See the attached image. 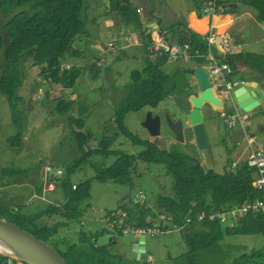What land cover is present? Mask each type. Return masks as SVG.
Returning <instances> with one entry per match:
<instances>
[{"label": "trees", "instance_id": "trees-1", "mask_svg": "<svg viewBox=\"0 0 264 264\" xmlns=\"http://www.w3.org/2000/svg\"><path fill=\"white\" fill-rule=\"evenodd\" d=\"M234 1L238 0H219L226 8L228 3ZM240 1L252 7L256 12V19L264 22V0ZM200 5L199 17L202 16ZM88 9L89 0H0V18L8 16L2 23V31L0 30V94L10 106L13 123L19 133L11 138L12 144L19 142L13 148H19L24 140L22 134L25 128L21 123H25L26 98L21 95L20 90L28 77V68L36 67L40 69V75L52 84V88H62L61 95L48 91L47 97L56 103L55 114L67 120L77 147L83 153L61 177L60 186L63 187L67 199L64 204H48L46 210L30 215L23 214L21 206L15 210L0 203V217L51 244L69 264H128L123 256L113 254L109 245L98 244L102 236L116 234L113 230L105 228L91 234L81 228L76 239L68 237L63 231H69L70 222L81 219L77 210L84 200L91 197L94 181H114L130 185L133 184L135 165L139 160L162 163L166 164L168 172L175 180L172 191L161 193L154 205L148 198L137 203L131 199L133 204L126 203L122 208L128 215V222L137 227H155L157 223L161 225V216L166 215L171 221H165L164 225L166 224V228H173L174 225L182 227L188 219H192V223L181 230L185 232V242L189 247L185 254L177 258L181 264H264V246L260 249H245L229 263L217 261L214 256L215 248L227 236L264 234L262 213L249 214L233 226H226L220 220H208L212 213L233 210L250 200L264 197V193L253 184L254 168H250L246 161L234 166V150H230L222 171H217L216 168L208 170L201 157H193L178 147L172 151H162L153 141L139 139L125 126L128 114L157 109L169 98L178 96L187 99L195 92L190 80L194 69L183 66L168 73L164 67L175 61V58L165 52L152 53L155 37L143 26L141 11L131 0H119V7L114 13L120 18L119 22L122 19L126 24L133 23L138 31H143L146 65L131 72V83L127 86L128 95L116 109L115 126L106 129L99 148H93L90 145L91 135L85 132L84 120L79 117L77 119V116H68L74 111L75 100L68 99V94L63 91L73 90L82 75V69L71 62L82 56L74 44L76 40L89 34ZM150 16L149 21L156 19V16ZM183 25L184 22L181 21L168 28L163 26V29L171 32L170 36L166 35L165 42L172 46L192 41L189 59L203 65L209 60L210 45L205 36L190 28L183 29ZM14 44H17L16 48H13ZM214 60L220 62L219 65L226 64L233 69L234 73L227 77L228 81L238 75L242 66L264 76V54L241 52L227 54L223 60ZM48 99L46 102H51ZM79 111L81 117L88 112L83 106ZM262 115L264 116V110ZM75 126H78L79 132L73 128ZM120 137L130 140L142 152L131 155L114 149ZM96 154H114L117 160L110 166L96 167L95 177L73 187L70 174ZM18 169L0 166V171L5 175L20 174ZM202 214L206 217L200 220L199 216ZM58 215L61 220L52 225L43 220L45 216L52 219ZM9 261L17 262L0 256V264H9ZM132 264L152 263L135 261Z\"/></svg>", "mask_w": 264, "mask_h": 264}, {"label": "rangeland", "instance_id": "rangeland-1", "mask_svg": "<svg viewBox=\"0 0 264 264\" xmlns=\"http://www.w3.org/2000/svg\"><path fill=\"white\" fill-rule=\"evenodd\" d=\"M134 1V5H136L137 2L152 5L167 21H170V23L175 22L177 19L187 18L189 12L193 8L197 9V6L204 2L203 0ZM144 11L146 10L144 9ZM114 12L116 13V11ZM114 12L110 10V0H89L88 16L89 19H91L89 21V25H91V28L95 30V26L99 24L100 32L98 35L100 37H104V43L107 45L106 49H100L102 54L101 57H106L104 58L106 63L102 66H98L101 73L85 72L82 79L78 80L80 83L77 85V88L81 89L82 95L81 100L78 101V107L79 109H82L83 106L88 110V113L84 114L83 117H81V112H79L78 117L79 119L84 120L83 124H86L85 132L91 134L90 145L93 148H99L102 138L106 135V129L115 126L114 117L116 115V109L122 105L128 95L127 86L131 83V72L135 69L141 68L142 65L141 53H139L141 52V49L134 45L132 34L130 36L132 39V45L130 47L128 46V48L119 49L115 43L116 22L115 24H112L111 28L106 32V23H114L115 18L118 21V24L122 22L124 23L122 19L119 22L120 18H117ZM228 12H230L229 9L226 10V13ZM146 15L147 13H145V16ZM7 18L8 16L0 18L1 31L2 23H4ZM143 23V26L145 25V28L147 29L150 21L145 17ZM120 25L122 26V24ZM123 31L125 32V29H123ZM128 33L129 32L127 31L126 36H128ZM95 34L96 33L93 32L91 35L93 38L95 37V39H97ZM135 36L136 35H134V37ZM112 43L115 45L114 47H111ZM232 43L236 45L240 44V42ZM16 47L17 44H14L13 48ZM245 52H251V50ZM142 53L145 57L146 54L144 49L142 50ZM86 59L88 60V56H84L80 61L85 62ZM183 60L184 59L180 57L176 58L175 61H172L164 68L168 73H171L173 72L171 71L172 68L175 70L179 67L188 65V63H185ZM193 64L202 65L197 61H190L188 67L193 69L191 67ZM216 64L219 65L220 62H213L207 59V61L203 63L205 66H213ZM29 71H31L32 76L35 77L38 82L42 83L41 89L42 91H45V89L48 88V84L45 83L43 80L44 78L41 77L40 69L32 67L28 68V73ZM192 76L193 75L190 76L191 81ZM232 80L235 82H241L242 78L237 75ZM31 83V79L25 80L26 85H24V87L20 90L22 94H26V92L33 94L35 86L31 85ZM93 86H99V88L92 92ZM196 91L197 89H195V92ZM40 93L43 92L36 90V94L41 95ZM179 99L186 104V98L183 97ZM232 102L235 103L236 99L235 102L234 100H232ZM232 102L228 103V108L233 105ZM35 104L36 107L32 110L35 113L33 119H30L27 115L25 116V123H21V125L25 128L24 134H22L24 140L21 141L19 148H13L17 147L16 144L19 142L15 141L12 144L11 138L16 137L19 133L17 131V126L13 123L10 106L6 98L0 94V166L19 168L18 170L20 173L5 175L0 171V203L11 208L21 206V212L23 214L30 215L46 210L48 204H50L47 203L46 200L40 199L34 195V193L38 191L42 185L43 166L47 163H56L58 166L67 169L72 163L83 156V153L80 152L77 144L74 142L75 139L67 122L65 121L64 125H61L58 117L59 115L57 116V114H52L53 107L51 105L46 109H42L39 107V101L35 102ZM233 109H235L234 106ZM152 110L156 111L154 112L155 115L165 117L166 113H169L173 116V119L182 120L184 123L186 122V117L180 110L175 98H169L165 102H162L160 107L157 109H145L141 112L128 114L125 120V126L127 129L143 141H153L162 151H172L175 147H178L193 157H201V153L198 151L196 145L194 144V140L192 139V134L189 132L187 135L185 134L186 143L184 145L176 142L175 135L169 129L165 130L163 137L155 139L154 141L150 133L143 126L148 113ZM263 110V108L258 107L255 113H253L254 117L251 121L250 131L251 134L255 135L261 145V148L264 150ZM28 111L29 110L26 112L28 113ZM242 112L244 113L243 110ZM204 114L206 119L205 127L211 143V150L216 159L215 168L217 171H221L224 166L223 161L225 154V151H223L225 146L221 144V139L226 137L224 123L220 119L219 114L209 108L204 109ZM73 128L77 132L80 131L78 126ZM165 128L166 124L164 129ZM170 141H175V143H171ZM114 149H119V151L131 155L142 152V149L134 147L131 144V141L125 137H120L118 139L117 145ZM31 151L34 153L30 158L23 155L25 152L28 153ZM25 158L28 159L23 162ZM29 159L34 160L36 165L39 164L37 169L34 168L35 165L33 166L27 162ZM116 160L117 156L114 154L110 156L96 154L86 163H82V165L77 167L75 171L70 174V180L79 183L85 182L97 175L96 167L110 166ZM135 167L136 172L133 174V184L124 185L114 181H94L92 195L89 199L84 201L83 205H88V210H91L92 206H95V210L101 215L103 214L102 210H104V213L109 214L106 217V220L108 221L107 223L91 222L89 219H77V221L69 223V231L64 230L63 232L67 233L68 237L76 239L81 228L84 229L85 232L91 234L97 233V229L101 230L107 228L110 230V226L114 224V222L109 223V221L113 218L114 213L118 210L124 212V210H122L123 206L128 203L134 193L136 194L139 190H144L149 201L156 204L157 198L161 193L172 191L175 180L168 172L166 164L139 160ZM66 169L63 170L65 174ZM53 173L54 175H57L54 171L47 174L48 177H51ZM46 182L48 183V188L45 189H50L51 182ZM50 196L51 199H55V194ZM43 220L50 222L52 225L55 222L60 221L61 217L58 215L51 219L50 217L45 216L43 217ZM111 234L102 236L99 239L100 245H109L112 237ZM112 235L117 236V244L115 248L110 249L113 254L123 256L124 261L128 264H132L135 261H148L145 256H143V258H138V255L133 252V244L134 241L137 240L135 234H124L122 229H118L116 234ZM263 246L264 234H233L227 236L226 239L215 248L214 256H216L217 261L221 260L225 261V263H229L241 254L243 250L260 249ZM148 248L152 252V255H154V262L152 264H181L177 261V258L189 250V247L185 242V232L180 230L166 232L158 237L148 235ZM9 264L24 263L18 261L13 263L9 261Z\"/></svg>", "mask_w": 264, "mask_h": 264}, {"label": "crops", "instance_id": "crops-1", "mask_svg": "<svg viewBox=\"0 0 264 264\" xmlns=\"http://www.w3.org/2000/svg\"><path fill=\"white\" fill-rule=\"evenodd\" d=\"M131 1L133 3H135L134 0H131ZM203 1H204L203 4L200 5L201 11H202V7L206 3V0H203ZM136 5L138 6L139 11L142 10L141 15L143 16V18H145V17L150 18L151 17L150 15L156 16V19L151 20L150 24L147 28L148 32L152 33V35L155 37L156 43L162 42V41L165 42L166 35H168V36L171 35V32L167 31L166 29H163V26H164V28H168V26L178 24L179 22L182 21V22H184V25L182 26L183 29L190 28L194 32H196L200 35H205L208 31L209 24L213 23L216 25V30L214 32L217 34L218 37L227 36V34H230V36H229L230 39H233V41L236 43L240 42V44H237L239 50L235 53H241V52L251 50V52L264 54V22L258 21L256 19L255 10L252 7L244 4L240 0H238L237 2L234 1V2L228 3L227 5H228L230 12L226 13V10H225V12L219 14L214 19H211V17H209L208 15H203V16L199 17L198 6H197V9L193 8L189 12V15L187 16V18L177 19L175 22H171V23H170V21H167L156 10V8L153 7L152 5L145 4L142 2H137ZM144 9L146 11H144ZM145 13H147L146 16H145ZM232 15L236 16L235 21H233ZM159 20H160V22H159ZM115 22H116V24H115ZM112 24L116 25L115 35L117 33L122 32L124 34V37L129 39V41H130L129 45H128L129 47L132 45V39L130 37L132 34V37L134 39V45L138 46L139 49H141V52H139V53H141V58H142L141 68L144 67L146 65V61H145L146 56L144 57V55L142 53V50L144 49V41L142 39L143 31H138L136 28V25L133 23L125 24L122 22V23H120V24H122V26H121L120 24H118V21L115 18L114 23H112V22L110 24L106 23V26H107L106 32L111 28ZM123 29H125V32L123 31ZM88 31H89V34H87L86 36H84L83 38H81L79 40H76V42L74 44L75 49L79 50L82 53L81 57L73 59V61L71 62V64L82 69V75H81L80 79H78V80L82 79V76L84 75L85 72L86 73L98 72L100 74L101 71H100L98 66H102L103 64L106 63V61L104 59L106 57H104V58L101 57L102 54L100 52V49H103V50L106 49L107 45L104 43V37H100L98 35L100 32L99 24H97L95 26V30L92 29L91 25L88 24ZM127 31L130 33V34L128 33V36H126ZM93 32L96 33L95 35L97 36V39H95V37L93 38V36L91 35V34H93ZM134 35H136V36L134 37ZM116 44H117V42H116ZM241 45H242V47H241ZM128 46L122 47V49L128 48ZM141 46H142V48H141ZM144 52H145V50H144ZM145 54H146V52H145ZM84 56H88V60L86 59L85 62L80 61V60H82V58ZM175 60H176V58H175ZM190 61L191 60L188 58L187 60H185V63H188V65H189ZM100 63H101V65H100ZM188 65L186 67H188ZM169 66H171V65H169ZM197 66H205V65H194L193 64L191 67L193 69H195ZM171 71H174V69L172 68ZM238 75H239V77L242 78V81H241L242 84L243 83L244 84H246V83L250 84L249 90L251 92H255L258 90V91L264 93V78H263L261 73L256 72V71H254L248 67L242 66L238 71ZM26 79H31L32 80L31 85L35 86V88H34L33 94H29L28 92H26V94L21 93V95L26 98V102L24 105V117L28 115L30 117V119H33L35 113L32 110L36 107L35 102H37V101H39V107L42 109H46L48 106L51 105L53 107L52 114H55L56 103H53L51 101V99H48L47 92L52 91V93H58V95H61L62 88H60L59 86H57V87L55 86L52 88V84L50 82H48L47 80L43 79L45 81V83L48 84V88L45 89V91H42V89H41L42 83L38 82L36 80V78L32 76L31 71H29L28 77ZM78 80H77V83H76L73 90L63 91L64 94L65 93L68 94V99L75 100L74 112L70 113L68 116L73 115V116L78 117V113L81 112V111H79L78 101L81 100L82 95H81V89L77 88L78 83H80V81H78ZM24 85H26V84H24ZM192 85L194 86L193 88L195 91V89H197V88H196V84H195L193 76H192ZM241 86L242 85H240L239 87H241ZM76 88H77V90H76ZM97 88H99V86H93L92 92L96 91ZM36 90L37 91L40 90L43 93H40L41 95L36 94ZM196 92H194V93H196ZM45 99H46V101L48 99V101H51V102H46ZM259 107L264 109V101H262L260 103ZM27 110H29L28 113L26 112ZM152 111H154V110H152ZM255 111H253V113H255ZM154 112H156V111H154ZM58 117L60 119L61 125H64L65 121L67 122V120L64 119V117H60V116H58ZM114 119H115V117H114ZM67 124H68V122H67ZM69 129H70V127H69ZM70 130L72 132V129H70ZM225 135H226V137H223L221 139V144L225 146V148L223 149V151H225L224 161H223L224 165L226 163L228 153L230 150H234V154H233L234 160L239 155L242 156L244 153L243 149L238 148V143L242 139V135H243L242 132H240V131H235L233 133L225 132ZM154 141H155V139H154ZM74 142L77 144L76 140ZM170 142L175 143V141H173V142L170 141ZM33 153L34 152H32V151L28 152V153L25 152V154H23V155L30 158ZM28 158H25L23 160V162H25V160H27ZM214 159H215V156H214ZM27 162H29L33 166L35 165L34 166L35 169H37L39 166V164L36 165V163L32 159H29ZM53 165L55 167L62 168L63 170L66 169L64 167L58 166L56 163ZM44 166H43V168H44ZM223 169H224V166H223ZM43 170H42V177H43L42 185L39 188V190L34 193V195L36 197H39L40 199L46 200L47 203H55L57 205L64 204L67 200L66 195H65L66 193H65L63 187L60 186V180H61V177L63 175L51 176L52 178L50 177V182H51L50 183V189H45V188H48V183L46 182V180H47V179H45L46 174ZM66 171H67V169H66ZM71 183L73 184V187H76V185L79 184V182H73V181H71ZM91 193H92V190H91ZM52 194H55V199H51L50 195H52ZM134 194H133V196L135 197V195L137 193L135 195ZM132 198H130L128 201V204H130V205L133 204L132 200H131ZM86 200H84V201H86ZM84 201L81 203L79 210H77L80 212V217L82 220L89 219L91 222H101V223H107L108 222L106 220V217L109 215L108 213H104V210H102V213H103L102 215L100 213H97V211L95 210V206H92V208H91L92 211L88 210V205L87 206L83 205ZM151 204L154 205L153 203H151ZM155 212L157 213V211H155ZM99 230L100 229H97V231H99ZM101 230H103V229H101ZM90 232H93V231H90ZM111 236L113 237L112 234H111ZM114 236H116V235H114ZM137 238L138 237H136V239ZM98 244H100V241ZM116 244H117V236L115 237V239L113 241V249L115 248ZM146 249H147V255L149 257L148 261L153 263L154 262V255H152V252L148 248V238H147V242H146Z\"/></svg>", "mask_w": 264, "mask_h": 264}, {"label": "water", "instance_id": "water-1", "mask_svg": "<svg viewBox=\"0 0 264 264\" xmlns=\"http://www.w3.org/2000/svg\"><path fill=\"white\" fill-rule=\"evenodd\" d=\"M119 7V0H110V10L116 11ZM227 36L218 37L214 43L210 44V50L214 58L223 60L224 52L221 44ZM116 42L119 49L129 45V39L124 37L122 32L116 34ZM214 68L208 66H197L194 69V81L197 92L187 97L186 104L178 96H175L180 110L186 117V122L175 120L171 114L165 117L155 115L150 111L143 124L144 128L150 133L153 139L163 137L165 130H171L175 135L177 143H186L185 134H192V139L198 151L201 153L204 165L208 170L216 167L211 143L205 127L204 109L209 108L215 112L226 113L225 98L218 92L215 86V79L212 72ZM256 85V84H255ZM250 84H242L236 88L234 96L238 106L244 112L255 111L260 103L264 101V93L260 91L251 92ZM263 95V96H262ZM166 124V128L164 129ZM186 126V128H185ZM241 129V126H239ZM116 236L111 237L109 242L110 249L113 248V241ZM147 236L144 234L138 237L133 244V252L138 258L145 256L149 259L146 249ZM0 256L24 263V264H69L66 259L51 244L37 238L22 227L0 217Z\"/></svg>", "mask_w": 264, "mask_h": 264}, {"label": "built area", "instance_id": "built-area-1", "mask_svg": "<svg viewBox=\"0 0 264 264\" xmlns=\"http://www.w3.org/2000/svg\"><path fill=\"white\" fill-rule=\"evenodd\" d=\"M226 8L222 3L219 2V0H208L202 7V13L204 15H208L211 17V19H214L219 14L225 12ZM233 21H235L236 16L232 15ZM216 30V25L213 23L209 24V28L207 33L204 35L206 37V40L208 41L209 45L214 43L215 40L218 38L217 34L214 32ZM233 39L226 38L223 43L221 44V49L223 50L224 54H233L237 52L238 46L236 44H233ZM192 41H189L183 45L174 44L169 45L165 43L164 41L158 42L154 47L152 48V52L154 54L165 52L169 54L170 56L174 58H183L188 59L189 58V50L191 47ZM115 45L112 43L111 47H114ZM209 60L216 62L214 60V57L212 53L208 55ZM211 68H214V71L212 72L213 77L215 79V86L220 94H222L226 101L229 103L232 101L233 98V90L235 87L239 85V81H228L227 77L230 74H233L234 71L232 68H230L228 65H213L208 66ZM218 75V76H217ZM216 77V78H215ZM228 99V100H227ZM235 109L232 113H221L220 119L223 121L225 127L229 131H234L239 126H242V132H243V139L241 142L238 143V147L240 149L244 150L243 155L238 156L236 160L234 161V166L239 165L242 163V161H246L248 163V166L250 168L255 169L254 173V186L261 190L264 193V150L261 148V145L259 144L258 140L255 138V136L251 135V132L249 131L250 127V117L251 115L246 112H242L236 105ZM45 172L46 174H50L51 172H56L57 174H62V169H57L54 167V165L47 164L45 166ZM54 174V173H53ZM147 198L144 190H139L135 197H133L134 203L141 202ZM262 213L264 215V197L258 198L254 200H250L247 203H244L241 206H236L233 208V210H229L226 212H219V213H212L208 216V220L211 222L219 221L226 225V226H233L234 224L238 223L241 219H243L245 216L249 214H260ZM206 217V215L202 214L199 216L200 220H203ZM116 219V220H115ZM165 221H171V218L167 217L166 215L161 216V225L157 224L155 227H149V228H143V227H137L133 223L128 222V215L120 210L114 213L113 218H111L110 222H114L110 226L111 230L114 232H117L118 229H122L124 234H135L136 237H141L142 235H152L153 237H158L159 235L166 233V232H172L174 230H182L184 227L190 225L192 223V219H188L187 222L182 226L178 227L177 225H174L172 228H166V224L164 225Z\"/></svg>", "mask_w": 264, "mask_h": 264}, {"label": "clouds", "instance_id": "clouds-1", "mask_svg": "<svg viewBox=\"0 0 264 264\" xmlns=\"http://www.w3.org/2000/svg\"><path fill=\"white\" fill-rule=\"evenodd\" d=\"M208 1V0H207ZM224 7L226 8V5H224ZM228 8H226V10H227ZM204 14L202 13V16H203ZM204 36V35H203ZM115 43H116V41H115ZM166 43V42H165ZM157 44V43H156ZM156 44H154V45H156ZM154 47V46H153ZM152 47V48H153ZM211 52V51H210ZM212 53V52H211ZM233 54H235V53H233ZM213 55V54H212ZM225 55V54H224ZM190 57V56H189ZM214 57V56H213ZM184 60H187V59H184ZM240 85H242V82H239V85L237 86V87H235V89L236 88H239V86ZM235 89L233 90V98H232V100H234V102H235V96H234V91H235ZM222 95V94H221ZM223 96V95H222ZM224 97V96H223ZM225 98V97H224ZM225 101H226V98H225ZM230 102H232V101H230ZM229 102V103H230ZM233 103V102H232ZM228 102L226 101V107H227V112H230V113H232L233 111H234V109H233V106L234 105H236L240 110H241V108L238 106V104H236V102L235 103H233V105L232 106H230V108H228ZM235 107V106H234ZM242 111V110H241ZM226 112V113H227ZM246 113H249L250 115H251V117H250V127H251V121H252V119H253V112H246ZM219 114H221V113H219ZM224 127H225V125H224ZM250 127H249V131H250ZM242 129H243V127L241 126V129H239V127L237 128V129H235L234 131H229V130H227L226 129V127H225V132H230V133H233V132H235V131H240V132H242ZM251 132V131H250ZM242 134H243V132H242ZM251 135H253V134H251ZM253 136H255V135H253ZM256 138V137H255ZM242 139H243V135H242ZM242 139L239 141V142H241L242 141ZM257 139V138H256ZM239 148V147H238ZM236 160V159H235ZM47 165V164H46ZM45 165V166H46ZM51 165H53V164H51ZM45 166H44V168H45ZM55 167V166H54ZM55 168H57V169H62V168H58V167H55ZM63 170V169H62ZM44 171H45V169H44ZM63 173H64V171H63ZM62 173V174H63ZM45 174H46V172H45ZM62 174H57L58 176H61ZM54 175V174H53ZM52 175V176H53ZM64 175V174H63ZM46 181H50V177H48V175L46 174ZM135 195V194H134ZM134 197V196H133ZM132 200H133V198H132ZM50 204H55V203H50ZM17 207L18 206H15L14 208H15V210H17ZM157 224H159V223H157ZM156 224V225H157ZM148 238V237H147Z\"/></svg>", "mask_w": 264, "mask_h": 264}, {"label": "flooded vegetation", "instance_id": "flooded-vegetation-1", "mask_svg": "<svg viewBox=\"0 0 264 264\" xmlns=\"http://www.w3.org/2000/svg\"><path fill=\"white\" fill-rule=\"evenodd\" d=\"M168 113H166V115H167Z\"/></svg>", "mask_w": 264, "mask_h": 264}]
</instances>
